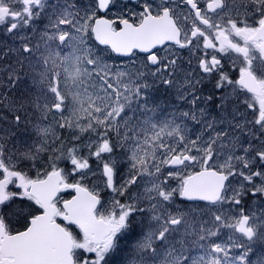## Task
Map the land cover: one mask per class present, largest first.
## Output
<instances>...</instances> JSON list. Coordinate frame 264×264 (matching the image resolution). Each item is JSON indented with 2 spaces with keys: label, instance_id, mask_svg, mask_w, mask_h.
<instances>
[{
  "label": "snow or ice",
  "instance_id": "6c2138e0",
  "mask_svg": "<svg viewBox=\"0 0 264 264\" xmlns=\"http://www.w3.org/2000/svg\"><path fill=\"white\" fill-rule=\"evenodd\" d=\"M0 264H264V0H0Z\"/></svg>",
  "mask_w": 264,
  "mask_h": 264
}]
</instances>
